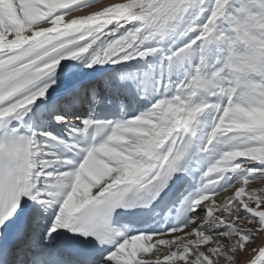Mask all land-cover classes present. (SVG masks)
<instances>
[{
    "label": "snow or ice",
    "instance_id": "obj_1",
    "mask_svg": "<svg viewBox=\"0 0 264 264\" xmlns=\"http://www.w3.org/2000/svg\"><path fill=\"white\" fill-rule=\"evenodd\" d=\"M0 264H264V0H0Z\"/></svg>",
    "mask_w": 264,
    "mask_h": 264
}]
</instances>
